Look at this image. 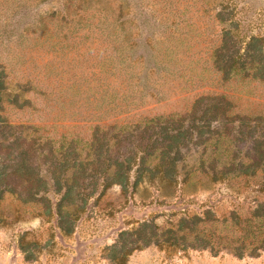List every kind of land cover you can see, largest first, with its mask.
<instances>
[{
  "label": "rangeland",
  "instance_id": "rangeland-1",
  "mask_svg": "<svg viewBox=\"0 0 264 264\" xmlns=\"http://www.w3.org/2000/svg\"><path fill=\"white\" fill-rule=\"evenodd\" d=\"M113 1L117 0H103L106 7L115 8ZM132 1H123L126 12L133 10ZM135 8L148 23L140 28V38L132 31L135 43L159 47L167 39L177 46L178 60L173 57L169 64L172 72H143V64L152 66L138 49L135 54L142 59L130 63L132 73L114 57L116 43L96 36L92 26L80 28L72 37L50 35L60 27L63 32L71 29L90 10L83 13L71 3L66 8L64 0H0V67L10 99L19 95L16 106L3 103L8 104L3 112L7 122L35 127L41 140L74 141L84 147L96 126L187 115L201 97L226 104L228 114L264 117V81L238 72L223 79L209 62L221 30L230 28L215 17L219 9L230 12L236 24L232 33L239 40L256 36L264 41V0H136ZM167 18L173 24L164 36L150 29L152 19ZM143 87L150 88L144 97ZM133 96L138 97L137 104ZM256 127L258 132L261 126ZM250 144L239 140L238 150L246 152ZM6 151L1 145L0 154ZM189 164L194 166L192 160ZM6 182L16 187L11 177ZM258 184V179L230 181L195 193L185 192L179 184L171 198L163 197L157 185L143 183L125 193L113 185L88 200L69 235L62 233L55 214L59 196L46 195L47 214L45 203L25 204L16 194L6 193L0 201V264H111L105 249L120 233L145 221L166 229L183 215L201 216L207 210L214 218L232 210L245 212L251 200L259 198ZM126 264H264V252L257 258L237 259L226 253L212 256L207 251L149 246L134 251Z\"/></svg>",
  "mask_w": 264,
  "mask_h": 264
},
{
  "label": "trees",
  "instance_id": "trees-1",
  "mask_svg": "<svg viewBox=\"0 0 264 264\" xmlns=\"http://www.w3.org/2000/svg\"><path fill=\"white\" fill-rule=\"evenodd\" d=\"M123 1H113L114 5L117 3L113 8L106 7L103 0H64L66 8L71 3L76 8L81 7L83 13L87 10L91 13L80 15L77 23L66 32L60 27L50 35L72 37L80 28L92 26L91 32L96 36L116 43L114 57L120 65L131 70L130 63L142 59L135 54L141 49L145 62L152 66L143 64V72L153 75L172 72L169 64L173 57L178 60L177 46L170 45L167 39L168 43L164 40L159 47L146 41L136 44L132 31L135 30V35L140 38L145 19L135 8L136 0L132 1L131 13L126 12ZM215 17L221 23L228 22L230 28L221 30L220 42L211 50L209 62L213 70L223 79L238 72L253 80L264 81L263 39L251 36L245 42L239 40L232 33L236 24L230 12L222 8ZM167 21L168 18L152 19L150 29H157L156 34L164 36L173 24ZM86 22L88 24L80 26ZM5 78L4 69L0 67V146L7 149L6 153L0 154V201L6 193H14L25 204L45 203L44 211L49 214L46 195L52 192L59 196L55 204L59 228L69 235L88 200L99 189L102 192L117 185L125 193L129 188L135 190L140 184L147 183L157 185L163 197L171 198L179 184L185 186L182 188L185 192L195 193L197 189L209 191L217 183L258 179L256 193L259 198L251 200L245 212L232 210L218 218H214L210 210L201 216L183 215L166 229L145 221L133 230L120 233L105 253L111 264H126L134 251L149 246L184 252L207 251L212 256L226 253L237 259L257 258L264 252V117L228 114L226 104H218L216 98L201 97L187 115L155 117L135 124L96 126L84 147L74 141L57 144L47 138L41 140L35 135V127L7 122L3 112L8 104L3 103L11 101L16 106L19 95L10 99ZM147 89L150 88L143 87L142 94ZM137 99L135 97L133 103L137 104ZM251 122L254 123L252 126ZM256 126H261L258 132ZM239 140L251 143L246 152L238 150ZM190 160L194 166H190ZM8 177L15 180L16 187L9 186Z\"/></svg>",
  "mask_w": 264,
  "mask_h": 264
}]
</instances>
